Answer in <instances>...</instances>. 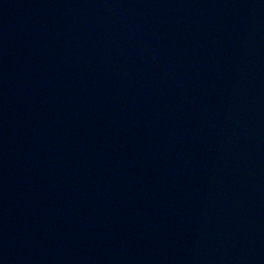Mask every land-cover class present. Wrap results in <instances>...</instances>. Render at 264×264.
<instances>
[{"label":"water","instance_id":"1","mask_svg":"<svg viewBox=\"0 0 264 264\" xmlns=\"http://www.w3.org/2000/svg\"><path fill=\"white\" fill-rule=\"evenodd\" d=\"M0 264H264V0H0Z\"/></svg>","mask_w":264,"mask_h":264}]
</instances>
